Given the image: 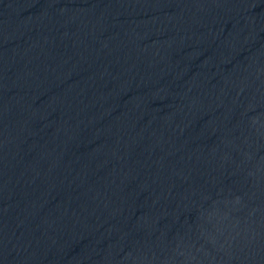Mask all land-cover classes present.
Returning a JSON list of instances; mask_svg holds the SVG:
<instances>
[{
	"label": "water",
	"instance_id": "obj_1",
	"mask_svg": "<svg viewBox=\"0 0 264 264\" xmlns=\"http://www.w3.org/2000/svg\"><path fill=\"white\" fill-rule=\"evenodd\" d=\"M163 36L264 40V0H0V46Z\"/></svg>",
	"mask_w": 264,
	"mask_h": 264
}]
</instances>
